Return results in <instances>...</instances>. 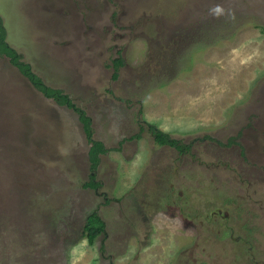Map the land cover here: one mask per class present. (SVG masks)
Listing matches in <instances>:
<instances>
[{
  "label": "rangeland",
  "instance_id": "374dc122",
  "mask_svg": "<svg viewBox=\"0 0 264 264\" xmlns=\"http://www.w3.org/2000/svg\"><path fill=\"white\" fill-rule=\"evenodd\" d=\"M0 19L20 62L68 95L96 135L114 139V126L117 135L141 134L104 152L100 189L85 187L80 114L0 59V264H235L230 229L197 241L209 226L197 231L205 219L195 213L204 204L219 210L217 197L228 193L256 199L249 225L264 248V0H0ZM149 124L183 150L158 142ZM66 142L61 167L55 150ZM154 164L162 184L147 181ZM186 186L191 204L166 209L151 226L162 232L143 239L136 229L159 203L155 194L172 188L177 197ZM217 190L207 205L206 192ZM233 206L222 205L221 220L249 231ZM97 208L108 237L91 244L81 233ZM178 246L189 251L173 253Z\"/></svg>",
  "mask_w": 264,
  "mask_h": 264
},
{
  "label": "flooded vegetation",
  "instance_id": "af4514ba",
  "mask_svg": "<svg viewBox=\"0 0 264 264\" xmlns=\"http://www.w3.org/2000/svg\"><path fill=\"white\" fill-rule=\"evenodd\" d=\"M206 4L208 5V2ZM205 5L202 2V6H200L199 8L200 9H204ZM190 20H191V18L189 16H186L184 18V20H183V24L182 25L183 26L188 25L190 23ZM0 28H4L5 29V26L3 25L1 19H0ZM1 35H2V30L0 29V59H7V58L10 59V64L15 65L19 70H21L22 66H20V65L22 63L18 62V64H17V62H15V59H13L10 56L11 49H13V48L11 46H9V44H8V42L6 40V35L7 34L5 33V38H2ZM3 42L5 44H3ZM208 44H210V43H208ZM158 52H160L159 49H158ZM181 55H183V54H181ZM116 62L119 63L118 60ZM28 65H29V67H27V66L24 67V69L28 70L25 73H32V74H35L38 77H40L37 73H35L34 70H32V68L30 67V64H28ZM2 69L3 68L0 66V70H2ZM21 73L27 79L30 80L31 84L34 86V88L36 90H38L41 93H43L46 97L49 98L51 96V94H53V93H49V91H48L49 90V86L46 84L45 81H42L43 82L42 84H44L46 87L40 88V87L37 86L38 83H35L34 81H32L28 76H26V74L22 70H21ZM52 89L57 90L56 88H52ZM64 96L67 98L68 106L70 108L74 109V110H77V112L80 114V117H81L82 121L84 122L83 133H84V135L86 137L87 145L89 146L88 160H89V163H90L89 168H91V172H92V173L90 172L89 181L85 182L84 186L85 187H92V188H95V189L99 190L100 189V182H98L97 175L95 176V174H97V164L99 163V161L101 159V156L104 154V152H108V150H110L113 146H115L114 149L116 151L117 150L118 151L119 150H123L124 146H125L124 142H129V140H132L134 138H138L137 137L138 134H135V135H132L130 137H127V135H124V133L122 132V135L120 133L117 135V133L119 132V129L114 126V129L111 131V132H113L115 134V138L114 139H111V140L106 139V138L104 139L102 137L101 133H98V135H96L95 130L91 127V118L87 117L86 113H84L83 114L84 116L82 117V112H80V111H82V109L79 108V107L73 106V104L69 102L70 98H69L68 95H64ZM78 109L80 111H78ZM85 118H87V119L89 118L87 123H86ZM146 123H149V122L147 121ZM108 125L110 126V123L106 122V126H108ZM153 127L155 129H157L156 126L153 125ZM149 129H152L150 124H149ZM139 135L141 137V134H139ZM129 138H131V139H129ZM169 140L171 141L172 138H169ZM59 141L60 140H58V142ZM164 144H168V145H171L173 147H176L177 151H179V150L182 151L183 150L181 148L182 146L178 145V140H177L176 144H171L170 142L169 143H164ZM254 145H256V144H254ZM66 147H69V142L63 143L62 144V149L55 150L56 154L59 157L58 159L60 160L61 167H64L62 162L65 161V158L63 157L62 152H63V149H65ZM94 152H95V154H94ZM260 157H264V156H260ZM96 158H97V160H95ZM156 165L161 166V164H154L153 167L151 168V170H152L151 175L150 176H146V177H148L147 181H148L149 184L150 183L151 184H156L155 182L158 181V176L161 177L163 175V173H164V172H161V170H159V167L156 166ZM144 174L146 175V172H144ZM163 180L164 179L161 177V181H160L161 184L163 183ZM91 182H93V185L91 184ZM158 188H161L160 184H158L157 190H158ZM205 189H206V187L203 186V188L199 189V190L203 191V193H204ZM161 192H162V189H161ZM161 192H157L155 194L156 198H157V202H159V203L156 204L155 207L152 208L150 215L149 214H148V216L143 215L144 217L142 218V220L144 221V223L143 224L140 223L138 225L137 229L135 228L136 231L137 230H139L140 232L143 231V233H144L143 239H146L148 236H149V239L152 238V237L154 239H156V236L158 234H160V232H162L161 230H156V232H155V227L151 228V226L153 224L152 221H154V220H158V221L162 220V215H161L162 212H164L166 209H170V208H174V210H175L177 204L180 206V209H183V207L186 204H188V203L191 204V201L189 202V200L194 199L193 197L191 199V190L189 189L188 186L185 187V190L181 191L180 195H177V197L175 196L177 200L174 199L175 197H173L174 196L173 193L175 192V189L171 188V192L169 191V194L164 195V193L162 192V196H159L161 194ZM154 193H155V191H153V190L150 191L151 195H153ZM206 194H208V198L206 200V204L210 205V204L215 203L214 201H216V197L213 199L212 193L206 192ZM249 195H250V193H249ZM232 196L233 197L231 199H227L225 196L217 197V199H218V201L221 202L222 205H224V204L226 205V203L233 204L234 206L232 208H230V209H236V211H237V220L238 221H243L245 224L247 223L249 228H250L249 231H245L244 230V233L240 232V234H236L234 229H231L232 227H234L233 226V222L227 223V222L223 221V220H225L228 217V215H226V216L225 215H223V216L220 215L221 214V209H223L222 205L220 206L219 210H217V211L216 210H212V211L208 212V209L205 207L206 205L204 204V207L201 209V211H203V213H201V214L195 213L197 217L198 216H202L205 219V220H203L204 223L203 222L198 223L199 227L196 230L200 231L202 229V227H200V226H203V224H205V223L208 224L209 228H206L204 230L205 232L203 234L199 233L197 235V241L199 242L200 239L203 238V237H205V238L214 237L215 239H217L218 236H220L222 233L225 232V230H223V229L221 231H219L218 229L215 228L214 223H210L211 221L209 220V218L212 217L214 220H216L215 215H213V214H217V215H219L221 217V218L219 217L217 219L220 220V222L225 226L224 228L230 229V231H231L230 234L232 235V238L230 237V235H229V237L236 241L237 248L234 251V257H235L234 263L235 264H250L251 262H255V264H259L257 262L259 260H262L263 262L261 264H264V253H263L264 252V248L260 247L256 243L257 239H255L253 237V233L255 231H257L256 228L253 227V229H252V227L249 225V223L251 224V220H253L257 216V211L259 210V212H260V206L258 205L257 207H255L256 203H257L256 199L253 200V198H250V199H248L249 202L246 203V201L241 200V198H244V197H241V195H238L237 197L234 196V195H232ZM234 198L235 199L239 198V199L236 202L234 200ZM110 201L111 202H116L117 205H119L122 202V199L115 198V200H113V199L110 198ZM120 205H122V204H120ZM190 208H191V206H190ZM93 212L97 213L98 216L100 217V219L102 220V222L104 223V230L102 231V233H100L96 237V239L98 237H100V236H104V238L108 237L106 220L104 219V217L102 216V214H101V212L99 211L98 208L95 209L94 211H92L90 214H92ZM246 212L249 214V217L248 218H244V220H241L240 219V215L242 216ZM138 213H140V212H138ZM178 214H179L180 217L182 216L181 213H178ZM87 217H86L85 223L87 221ZM181 218H183V217H181ZM260 218H262V214H261ZM221 219H223V220H221ZM181 220L185 221V219H181ZM85 223H84L83 228H82V233H81L82 235H83ZM145 229H148V230H145ZM139 238H140V234H139ZM211 242L213 244L215 243L214 240H211ZM220 244H221V240L219 238L218 245H220ZM178 247H179L178 248L179 250H177V247H175V249L172 250L173 253H177L179 255V254H181L183 252L189 251L188 246H184V247L178 246ZM203 249L205 250V246H203ZM207 250L208 251H211V250L212 251H218V250H216V245H211V244H210L209 247H207ZM220 250L222 252H227L228 251V249H227V247L225 245H224V247L221 246ZM162 251H164V250H162ZM103 252H104V250L102 249V253ZM179 262H182V260H179ZM185 263L192 264V263H189L187 261Z\"/></svg>",
  "mask_w": 264,
  "mask_h": 264
},
{
  "label": "trees",
  "instance_id": "16d2710c",
  "mask_svg": "<svg viewBox=\"0 0 264 264\" xmlns=\"http://www.w3.org/2000/svg\"><path fill=\"white\" fill-rule=\"evenodd\" d=\"M2 30V35L1 37L2 38H5V30L4 28H0ZM3 44H5L3 42ZM10 56L15 59V62H20L19 58H18V55H17V52L13 49H11V52H10ZM118 62L120 63L121 62V59L118 60ZM22 63L20 66H22L21 70L25 73L27 72L28 70L24 69L25 66L29 67V65L25 62H20ZM26 76H28L32 81H34L35 83H38L37 86L40 87V88H44L46 87L44 84H42L43 80L38 77L37 75L35 74H32V73H25ZM49 93H53L51 95H53L54 97H56L57 99H62L64 102H67V98L63 95L62 98H60V94L62 93V90H54L52 88L49 87ZM71 102V100L69 101ZM78 111H80L78 109ZM82 112V117L84 116L83 114L85 113L83 110L80 111ZM86 120V123L88 122L89 118H85ZM151 128L153 129L154 131V135H155V138L158 142L164 144V143H171V144H176L177 140L175 139H172L171 141L169 140L170 136H168L167 133H164L158 129H155L153 126H151ZM137 137L139 138L140 135L138 134ZM95 154V152H94ZM97 160V158L95 159ZM91 184L93 185V182H91ZM220 194H222V192L218 191L217 192H213L212 193V196H213V199L217 196H219ZM220 197V196H219ZM223 197V196H221ZM225 197L227 199H231L233 196L232 194L228 193L225 195ZM215 202V201H214ZM216 203V202H215ZM209 220L211 221L210 223H214L215 225V228L218 229L219 231H221L222 229L225 230V233L227 231L228 228H224L225 226L220 222V220L216 219L214 220L212 217L209 218ZM104 230V223L102 222V220L100 219V217L98 216L97 213L93 212L92 214H90L88 217H87V221L85 223V226H84V231H83V234L88 238V241L92 244L95 242V239L96 237L102 233V231Z\"/></svg>",
  "mask_w": 264,
  "mask_h": 264
}]
</instances>
